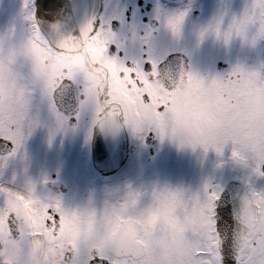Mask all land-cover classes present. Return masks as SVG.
I'll list each match as a JSON object with an SVG mask.
<instances>
[{
	"label": "snow or ice",
	"instance_id": "1",
	"mask_svg": "<svg viewBox=\"0 0 264 264\" xmlns=\"http://www.w3.org/2000/svg\"><path fill=\"white\" fill-rule=\"evenodd\" d=\"M45 13L51 23L42 28ZM185 29L200 41L255 46L264 40V0H23L18 22L0 31V175L38 127L48 128L49 143L81 128L86 139L126 128L141 140L172 141L193 114L208 132L204 153L220 155L230 144L233 160H251L252 172L264 175V77L239 66L201 75L177 55L158 53V34L179 39ZM216 119L238 139L258 136L260 151L244 154L217 137ZM138 200L129 192L100 211L70 210L13 174L0 182V264H166L142 247L110 251L96 239L100 221L113 232L135 231L129 217L141 209L186 242L178 264H264V192L249 187L228 200L205 184L199 194L163 189L146 206Z\"/></svg>",
	"mask_w": 264,
	"mask_h": 264
},
{
	"label": "flooded vegetation",
	"instance_id": "2",
	"mask_svg": "<svg viewBox=\"0 0 264 264\" xmlns=\"http://www.w3.org/2000/svg\"><path fill=\"white\" fill-rule=\"evenodd\" d=\"M206 3L211 4L212 0H206ZM22 6L23 0H0V31L5 30L14 21L18 22ZM157 42L159 54H183L185 62L201 75L223 74L233 67H240L238 63L235 64L228 60L231 49L221 51V41L212 36H207L200 41L196 33L190 29H185L179 39H173L167 34H158ZM251 50L255 55L254 67H258L264 73V40L251 46ZM190 91L191 85H188L182 94L187 97ZM175 117L176 112L173 110L174 124ZM124 132L126 148L120 164L127 159L131 161L139 142V138L128 129L125 128ZM95 140L96 131L90 139H86L85 132L81 128L75 132L58 134L49 143L48 128L38 127L24 142L22 158L9 163L0 175V182H6L15 174L20 182L34 184L38 196L59 199L67 209L73 210L75 199L78 200L80 206L83 204V209H95L98 176L95 166L97 150ZM158 143L159 139L154 135L144 140V146L150 153L147 158L151 159L157 153ZM117 154L115 152L114 157H117ZM143 158L144 156L138 162L136 169L133 171L129 169L119 181H114L108 186L111 191L107 193V204L122 202L129 192L139 193L138 206L140 207L150 202L151 199L145 200L146 177L141 171L148 162H145V165ZM123 232L126 239L135 240L136 244L143 245L140 240L135 239V231L130 229Z\"/></svg>",
	"mask_w": 264,
	"mask_h": 264
},
{
	"label": "rangeland",
	"instance_id": "3",
	"mask_svg": "<svg viewBox=\"0 0 264 264\" xmlns=\"http://www.w3.org/2000/svg\"><path fill=\"white\" fill-rule=\"evenodd\" d=\"M222 49L225 51L231 49L228 56L230 62L238 63L244 71H255L261 77H264V73L258 67H254L255 55L249 44L237 38L233 39L227 46L221 42V51L223 52ZM219 120L216 119L213 124ZM175 124H181L177 113ZM183 124L185 125V130L188 131L195 132L202 129L199 118L194 114L184 120ZM241 124L243 127L251 129V118L243 116ZM158 145L159 150L151 159L147 158L150 155L148 148L145 147L144 149V163L148 162L147 165L145 163L146 166L141 171L144 172L143 176L146 177L145 200L151 199V194L154 190H182L188 194H199L205 184L223 189L227 182L234 179L247 183L252 190L264 192V175H255L252 172L254 162L251 160L247 166L233 160L231 157L232 146L230 144L224 147L220 155H217L211 149L204 153L200 148L193 150L188 147H179L173 140L169 141L168 139L159 140ZM100 180L102 178L97 176V196L94 209L96 211H100L105 207L107 204V193L111 191L108 188L109 185L101 184L102 181ZM73 202V210L83 209V204L80 206L77 199ZM140 241L143 243L142 240Z\"/></svg>",
	"mask_w": 264,
	"mask_h": 264
},
{
	"label": "clouds",
	"instance_id": "4",
	"mask_svg": "<svg viewBox=\"0 0 264 264\" xmlns=\"http://www.w3.org/2000/svg\"><path fill=\"white\" fill-rule=\"evenodd\" d=\"M215 135L225 142L234 140L238 150L244 154L259 152L262 144L257 136L254 139H238V134L234 133L225 120H219L212 125ZM207 129L199 131L177 130L173 141L179 147L202 149L204 139L207 136ZM246 136L253 135L248 129ZM126 213V210H125ZM129 219L135 226L136 240H142L143 245H138L135 240L126 239L124 232H113L103 222L96 226V239L103 242L110 251H133L137 247H142L153 259L164 261L166 264H178L180 260V250L186 246L178 238H174L172 233L163 225L156 226L152 216L146 210L135 211Z\"/></svg>",
	"mask_w": 264,
	"mask_h": 264
},
{
	"label": "water",
	"instance_id": "5",
	"mask_svg": "<svg viewBox=\"0 0 264 264\" xmlns=\"http://www.w3.org/2000/svg\"><path fill=\"white\" fill-rule=\"evenodd\" d=\"M47 13L44 16L40 17L42 20V28H45L46 25L50 24L51 21L47 19ZM178 58L182 59L183 54H175ZM184 59V58H183ZM97 143L98 144H113L109 146V150L100 151L96 153V167L102 172H110L116 168L118 161L121 159L124 150H125V133L122 129L116 135L105 134L97 129L96 131ZM119 148V149H118ZM118 149V150H117ZM117 152L118 156L114 157V153ZM264 171V166H263ZM248 190V188L241 182H231L229 183L224 192L223 196L228 200H231L233 197H242Z\"/></svg>",
	"mask_w": 264,
	"mask_h": 264
},
{
	"label": "bare ground",
	"instance_id": "6",
	"mask_svg": "<svg viewBox=\"0 0 264 264\" xmlns=\"http://www.w3.org/2000/svg\"><path fill=\"white\" fill-rule=\"evenodd\" d=\"M138 153H141V147L138 148ZM127 170V169H126ZM120 174V173H119ZM122 175V174H120ZM119 176V175H118ZM116 179V178H115ZM103 184V183H102Z\"/></svg>",
	"mask_w": 264,
	"mask_h": 264
}]
</instances>
